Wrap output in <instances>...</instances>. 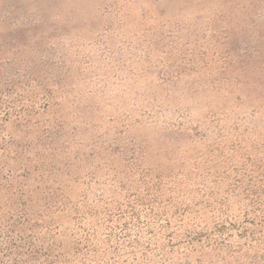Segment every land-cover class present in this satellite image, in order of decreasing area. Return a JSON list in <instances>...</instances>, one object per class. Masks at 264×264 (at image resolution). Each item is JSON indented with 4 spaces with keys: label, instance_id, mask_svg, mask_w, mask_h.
<instances>
[{
    "label": "rangeland",
    "instance_id": "obj_1",
    "mask_svg": "<svg viewBox=\"0 0 264 264\" xmlns=\"http://www.w3.org/2000/svg\"><path fill=\"white\" fill-rule=\"evenodd\" d=\"M0 84V264H264V0H0Z\"/></svg>",
    "mask_w": 264,
    "mask_h": 264
},
{
    "label": "trees",
    "instance_id": "obj_2",
    "mask_svg": "<svg viewBox=\"0 0 264 264\" xmlns=\"http://www.w3.org/2000/svg\"><path fill=\"white\" fill-rule=\"evenodd\" d=\"M9 81H11V84L14 85V83H12V80H9ZM12 85H11V86H12ZM1 86H2V84H0V87H1ZM0 95H1V91H0ZM7 113H8V112H6L5 114H7Z\"/></svg>",
    "mask_w": 264,
    "mask_h": 264
}]
</instances>
